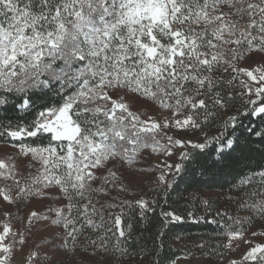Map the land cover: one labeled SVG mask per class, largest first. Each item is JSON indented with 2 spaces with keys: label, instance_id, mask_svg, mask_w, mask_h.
Segmentation results:
<instances>
[{
  "label": "snow or ice",
  "instance_id": "1",
  "mask_svg": "<svg viewBox=\"0 0 264 264\" xmlns=\"http://www.w3.org/2000/svg\"><path fill=\"white\" fill-rule=\"evenodd\" d=\"M257 53L264 54V0H0V106L18 97L19 109L29 111L36 90L59 98L30 123H0V138L30 158L26 164L34 169L22 176L11 156L0 159V198L9 204L52 201L47 213H30L27 227L31 231L35 220L58 229L52 235L65 257L88 254L72 264H110L103 257L113 249L128 254L122 245L132 226L125 223V207H138L147 221L156 202L100 203V193L111 201L112 188L128 191L123 173L113 168L135 166L145 149L163 153L156 186L166 193L191 149L203 151L215 142L223 156L238 145L234 131L241 116L264 121V56L253 61ZM127 96L161 109V119H143L146 113L131 110ZM216 124L217 133L210 134L206 129ZM181 131L178 137L169 134ZM246 131L264 139V131ZM195 132L202 137L189 138ZM45 134L47 144L24 142ZM174 150L181 162H169ZM98 179L102 186L93 187ZM233 187L237 206L264 219V168ZM57 201L63 203L56 206ZM159 216L165 227L185 219L174 211ZM229 219L226 248L244 237L243 227L232 228L241 220ZM25 242L23 233L4 222L0 264H12L16 244ZM37 255L32 251L25 264H34ZM248 261L264 264V243L231 264Z\"/></svg>",
  "mask_w": 264,
  "mask_h": 264
},
{
  "label": "trees",
  "instance_id": "2",
  "mask_svg": "<svg viewBox=\"0 0 264 264\" xmlns=\"http://www.w3.org/2000/svg\"><path fill=\"white\" fill-rule=\"evenodd\" d=\"M58 99L57 96L48 93L47 89L43 90V94L36 90L32 96V109L23 111L19 109V98L13 97L8 106H0V123L6 124L9 121L13 124L30 123L36 118L38 110L50 101L55 103ZM239 103L238 100L235 101L234 106H238ZM249 126L264 131V121L258 117L241 116L234 131V135L239 137V144L234 145L232 149H225L223 156L217 150L219 145L215 142L203 151L191 149L192 156L183 161L184 170L176 175L175 181L170 183L166 193L162 188L153 186L139 191L128 189L123 195L112 191L111 201L104 193L96 196L100 203L140 198L156 202L152 205L155 211L148 213L147 221L138 215V207H125V223L132 226L131 237L122 245L128 250V254L121 255L119 251L113 249L103 258L110 264H147L149 260L154 261V264H160L162 259L164 264H170L179 257L191 256L198 258L201 264H225L228 248L224 245L229 238L225 225L232 223L230 217L241 220L240 224H232L233 229L243 227L245 233L256 228L264 235V219L246 208L238 207L235 202L237 190L233 185L238 184L246 174L264 168V139L248 133L246 129ZM218 128L219 124H216L206 130L211 134L217 133ZM194 134L202 135L200 132ZM229 134H232V129H229ZM24 142L47 144V134L43 137L26 138ZM223 142L222 140L221 143ZM0 144L12 145V142L7 138H0ZM100 186L102 181L97 180L94 187ZM205 201L208 203H204ZM162 210L174 211L185 219L180 223L162 226L159 216ZM113 211L119 212V209ZM189 213L192 214L191 217ZM201 217L203 219H200ZM213 220L217 223H213ZM50 237L48 239H55L54 251L50 255L53 257L51 264L58 260L72 264V261H82L88 255L77 252L75 255L69 253L65 257L63 250L56 243V238L53 235ZM180 242H184V245ZM161 243L164 247L159 249L157 246ZM201 244L203 247H199ZM95 259L101 260L102 256L98 255Z\"/></svg>",
  "mask_w": 264,
  "mask_h": 264
},
{
  "label": "rangeland",
  "instance_id": "3",
  "mask_svg": "<svg viewBox=\"0 0 264 264\" xmlns=\"http://www.w3.org/2000/svg\"><path fill=\"white\" fill-rule=\"evenodd\" d=\"M264 54L257 53L253 57V61H261ZM253 61H249L252 63ZM126 101L129 102L131 110L142 111L146 115L142 116L143 119H147L148 116L154 117L156 120H160L161 109L158 107L144 101L142 98H136L133 96L125 97ZM164 115H171L170 112L164 110ZM170 135L180 136L184 135V132L169 133ZM189 138L196 139L202 137V135L189 133ZM164 141H162L163 143ZM11 156L17 164L18 172L24 176L28 172L34 171L33 168L28 167L26 161L31 163L30 158L21 157L18 155V149L14 148L12 145H2L0 144V159H5ZM163 153H154L151 149H145L133 167H128L126 164L117 165L113 170L119 169V172L123 173L125 177V183L128 189L146 190L153 186H156V179L159 175L155 171L158 163L164 161ZM180 162L179 158L175 154L169 160V162ZM36 167H39L37 164ZM111 168L112 165L110 164ZM119 174V173H118ZM100 175V173H97ZM99 180V179H98ZM5 181L0 179V187L4 185ZM8 183H11L10 181ZM97 184V180L93 183V187ZM115 191L119 195H123L124 192L119 188H112L111 192ZM52 202L46 198H31L26 201H18L15 204H9L0 198V231L3 229V223L8 222L11 224L15 232L23 233L25 238V243L23 245L17 243L13 252L12 264H25L28 257L31 255L32 251H35L38 255L34 258V264H51L53 257L50 255L53 253V245L55 239H48L52 236V233L56 231L54 227H45V222L43 221H33V227L31 231L28 230V216L32 211L37 213L45 214L47 213V207ZM63 201H57L56 206H60ZM10 215H5V213ZM255 232L257 235L253 236L252 233ZM51 238V237H50ZM9 239L12 237L10 235ZM229 238L227 239L228 243ZM249 241L250 243H245ZM7 242V241H6ZM256 243H264V235L256 228H252L249 232L244 233L243 239L233 240L232 247L228 248L227 257L225 264H231L233 260L240 261L242 257L249 250L250 246H254ZM184 245V242H180ZM238 245V246H237ZM45 253H48L47 258H45ZM176 264H201V261L196 257L182 256L175 260ZM252 262V261H248Z\"/></svg>",
  "mask_w": 264,
  "mask_h": 264
}]
</instances>
